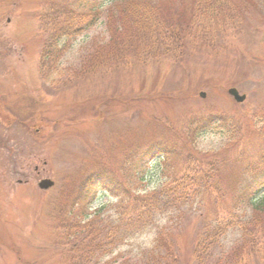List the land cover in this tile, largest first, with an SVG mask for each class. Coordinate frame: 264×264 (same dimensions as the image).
I'll return each instance as SVG.
<instances>
[{
	"label": "rangeland",
	"instance_id": "1",
	"mask_svg": "<svg viewBox=\"0 0 264 264\" xmlns=\"http://www.w3.org/2000/svg\"><path fill=\"white\" fill-rule=\"evenodd\" d=\"M46 1L0 0V264H69L59 209L83 206L81 216L89 218L105 205L113 213L120 201L171 184L168 171H183L188 153L204 159L213 153L225 163L209 183L225 197L203 194L198 200L205 204L186 207L173 228L181 264H197L206 220L228 218L224 209L253 185L247 171L263 160L264 0H230L242 13L235 27L217 34L201 26L184 61L161 59L88 76L76 72L77 59L104 26L78 37L57 70L43 71ZM191 2L163 1L181 18L189 16ZM231 87L246 101L236 102ZM220 115L237 121L234 137L216 119L197 128L193 140L184 131L191 121ZM164 152L167 166L159 159ZM43 179L55 185L41 189ZM243 232L228 229L214 256L223 264H264V229ZM157 233L129 240L112 256L115 263L142 256Z\"/></svg>",
	"mask_w": 264,
	"mask_h": 264
},
{
	"label": "trees",
	"instance_id": "2",
	"mask_svg": "<svg viewBox=\"0 0 264 264\" xmlns=\"http://www.w3.org/2000/svg\"><path fill=\"white\" fill-rule=\"evenodd\" d=\"M163 1L47 0L40 15L47 32L41 52V70H57L78 37L89 35L99 25L104 26L103 33L85 41L88 44L79 53L76 72L82 76L161 59L184 61L189 52L187 45L198 37L201 26L209 31L214 28L217 34L225 33L242 17L241 10L230 0H192L187 18H181L178 10H168L169 4ZM212 119L191 121L184 131L193 140L197 128L210 126L216 119L227 136L234 137L237 133L239 125L233 117L220 115ZM160 156L167 166L169 153ZM210 157L204 159L188 153L183 171H168L171 184L121 201L113 213L107 214L102 208L87 218V215L81 216L83 206L80 210L73 206L69 212L59 209L60 240L66 248L69 264H116V257L112 256L122 245L155 229L158 233L153 246L142 256L130 255L121 264H181L173 228L185 208L196 202L204 205L205 200L199 201L203 194L226 195L224 189L209 183L218 167L225 163L224 159L214 158L213 153ZM247 172L254 180L253 185L241 188L230 207L224 209L228 218L223 222L206 220V229L195 247L197 264H223L222 258L214 255L220 249L217 240L220 241L228 229L238 228L244 231L243 235L249 230L264 229V156ZM81 202L79 199V204ZM163 220H168V225L160 226Z\"/></svg>",
	"mask_w": 264,
	"mask_h": 264
},
{
	"label": "water",
	"instance_id": "3",
	"mask_svg": "<svg viewBox=\"0 0 264 264\" xmlns=\"http://www.w3.org/2000/svg\"><path fill=\"white\" fill-rule=\"evenodd\" d=\"M229 92L235 97V99L239 102H242L245 100L246 96L245 95H240L239 91L236 88H231ZM53 181L49 179H44L39 185L43 189H48L51 186H53Z\"/></svg>",
	"mask_w": 264,
	"mask_h": 264
}]
</instances>
